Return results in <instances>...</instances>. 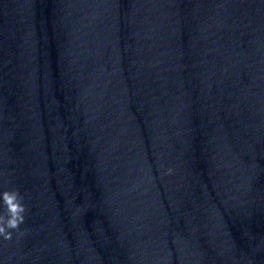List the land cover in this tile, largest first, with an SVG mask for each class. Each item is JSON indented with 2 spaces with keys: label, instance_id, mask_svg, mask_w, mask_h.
<instances>
[{
  "label": "clouds",
  "instance_id": "obj_1",
  "mask_svg": "<svg viewBox=\"0 0 264 264\" xmlns=\"http://www.w3.org/2000/svg\"><path fill=\"white\" fill-rule=\"evenodd\" d=\"M171 169H168V173H171ZM0 199L4 206V213H0V237L4 240L12 239V231H20V225L24 223L26 207L23 203V196L19 190H4L0 193Z\"/></svg>",
  "mask_w": 264,
  "mask_h": 264
}]
</instances>
